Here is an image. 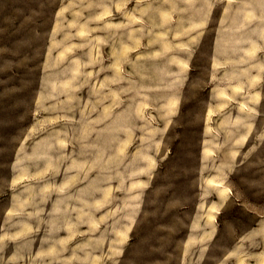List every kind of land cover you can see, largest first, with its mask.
<instances>
[{"label": "rangeland", "instance_id": "obj_1", "mask_svg": "<svg viewBox=\"0 0 264 264\" xmlns=\"http://www.w3.org/2000/svg\"><path fill=\"white\" fill-rule=\"evenodd\" d=\"M0 264H264V0H0Z\"/></svg>", "mask_w": 264, "mask_h": 264}]
</instances>
